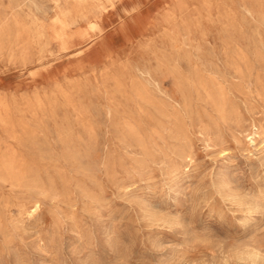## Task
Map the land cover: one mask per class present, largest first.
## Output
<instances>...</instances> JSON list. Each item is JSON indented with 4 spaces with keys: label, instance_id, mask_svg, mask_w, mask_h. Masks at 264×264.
<instances>
[{
    "label": "rangeland",
    "instance_id": "obj_1",
    "mask_svg": "<svg viewBox=\"0 0 264 264\" xmlns=\"http://www.w3.org/2000/svg\"><path fill=\"white\" fill-rule=\"evenodd\" d=\"M91 1L0 0V115L20 134L0 119V141L28 170L0 168V264H253L246 252L264 248V0H185L171 31L156 26L171 0L62 15ZM143 51L147 65H95Z\"/></svg>",
    "mask_w": 264,
    "mask_h": 264
},
{
    "label": "bare ground",
    "instance_id": "obj_2",
    "mask_svg": "<svg viewBox=\"0 0 264 264\" xmlns=\"http://www.w3.org/2000/svg\"><path fill=\"white\" fill-rule=\"evenodd\" d=\"M75 1V0H74ZM79 1H81V2H83V1H85V0H79ZM184 1L185 0H171L169 3H168V5L166 6V8L164 9V11H163V13H162V15L160 16V18H159V20H158V22L156 23V26H158V25H160V24H165L166 26L164 27V28H167L168 30H170L171 31V27H170V25H172V23H171V21H173L172 20V17H174V16H177V14H178V10H179V8H182V5L184 4ZM34 2V1H33ZM87 2V1H86ZM116 2H117V0H109V3H110V6H113L114 4H116ZM126 2H129V1H126ZM159 2V1H158ZM84 4H85V2H83ZM34 4H35V7H36V9H40V7H39V5L36 3V2H34ZM129 4H131V3H129ZM128 4V5H129ZM86 5H88V4H86ZM125 5V4H124ZM132 5V4H131ZM152 5V4H151ZM108 9V6H104V4L103 3H98V2H96V0L94 1H91V2H89V6H83L80 10H78V11H74V9H72V8H67V9H64L63 11H62V15L66 18V19H73L75 16H78V15H80V16H82V17H85L86 19H91V18H95L96 19V17H100L102 14H103V12L105 11V10H107ZM17 12V11H16ZM252 15H254L253 13H252ZM110 16V15H109ZM134 18V17H133ZM175 19V18H174ZM94 24H96V23H94ZM174 24V23H173ZM96 26H98L97 24H96ZM179 26V25H178ZM181 27H183V28H185V29H189L190 31H188V32H190V33H186V36H188V37H190L189 39H180V40H183V42L182 43H191V42H193L194 40L192 39V28H193V24L190 22V21H188V20H185L184 21V23L181 25ZM3 29V24H0V31ZM135 29V28H134ZM164 31H165V29H164ZM166 32V31H165ZM163 33V32H162ZM166 33H168V32H166ZM173 33V32H172ZM144 34V36H143V40H142V47L144 46V47H148L149 46V44H151V45H153L154 44V39H155V34H156V31L154 30H152V28H150V30H145V32L143 33ZM159 35H161V34H159ZM164 35V34H163ZM166 35V34H165ZM23 36V34L22 35H20L19 36V38L20 37H22ZM33 35H30L29 34V36H28V38L30 37V39H24V40H22V43H23V51H25L26 49H28V47H29V45L33 42L32 41V39H31V37H32ZM175 36H177V37H181V35H178V34H175ZM163 37V36H162ZM166 38V37H165ZM164 38V40H163V47H165V46H167V44H168V41L166 40ZM37 41V40H36ZM156 43H158V42H156ZM161 43V42H160ZM197 43V42H196ZM33 44H35V43H33ZM20 45H22V44H20ZM79 46V45H78ZM39 47V46H38ZM154 47V46H153ZM31 48V47H30ZM198 48H199V46H198ZM20 49H21V47H20ZM30 51V50H29ZM145 52L143 51V52H141V53H139V52H136L135 54H133V56H132V58L131 59H129V60H119V58H118V54L117 53H115V52H111V53H107V54H105V56H104V59H103V61L102 62H100V58H99V62L97 63V64H95V65H104V69L101 71V73L103 74L104 73V71L105 70H107V68H108V65H147L146 64V61H145ZM22 55V54H21ZM28 55V54H27ZM20 56V55H19ZM18 56V57H19ZM29 56V55H28ZM18 57H17V59H18ZM24 57H26V56H24ZM31 58V57H30ZM21 59V58H20ZM29 63V62H28ZM79 65H92V64H90V62H88V63H82V64H79ZM94 70L96 69V68H93ZM138 70H139V72L141 73V74H143V75H145V76H147L152 82H154L158 87H161V85H160V82H159V80L157 79V78H155L153 75H152V72L151 71H149L148 69H146V68H144V67H139L138 68ZM75 77V76H74ZM65 78H67V79H69V77H65ZM84 78V77H83ZM76 80H77V77H76ZM68 81H70V80H68ZM79 81V80H78ZM81 81V80H80ZM66 82V81H65ZM77 82V81H76ZM80 84V83H79ZM66 85V84H65ZM71 85V84H70ZM201 85V84H200ZM60 87V86H59ZM65 87V86H64ZM67 89V88H66ZM206 89H207V86H206ZM206 89H204V90H206ZM52 90V89H51ZM61 90V89H60ZM68 90V89H67ZM39 91V90H38ZM37 91V92H38ZM65 92V91H64ZM51 93V92H50ZM58 93V92H57ZM61 93H62V91H61ZM34 94H36V93H34ZM38 94V93H37ZM36 94V95H37ZM53 94H54V92H53ZM52 95V94H51ZM48 96V95H47ZM54 96V95H53ZM56 96V95H55ZM61 96V95H60ZM64 96V95H63ZM62 97V96H61ZM38 98V97H37ZM55 98V97H54ZM65 98V97H64ZM69 98V97H68ZM68 98H67V100H68ZM39 99V98H38ZM37 99V100H38ZM172 101H174V103L172 104V105H174V104H176L177 103V105H181V103H180V101L178 100V99H173L172 98ZM1 102V101H0ZM39 102V101H38ZM3 105H5V104H3L2 102L0 103V106H3ZM112 107H110L109 108V111L110 112H112ZM0 119H1V122H3L4 123V125H5V127L6 126H9L10 125V132H9V135H8V137H12V138H16V139H19V135H16V133H15V131L16 130H14V126H15V123H12L11 121H7L8 120V118L6 119L5 117H3L2 115H0ZM19 121H20V119H19ZM21 122V121H20ZM24 123V122H23ZM9 124V125H8ZM20 124V123H19ZM21 124H22V122H21ZM21 128H23V127H21ZM17 129V128H16ZM83 132H85L87 135H88V137L89 138H92L93 136H94V132L92 131V130H90L89 128H87V127H85V128H83V129H81ZM69 131V134H68V136H67V138H71L72 136H73V134H74V130L73 129H69L68 130ZM82 131H80V132H82ZM135 131V130H134ZM27 133V132H26ZM18 134V133H17ZM24 134V133H23ZM62 134H60V136H61ZM79 137H81V135H78ZM62 137V136H61ZM13 140V139H12ZM15 140V139H14ZM16 142V141H15ZM252 142H253V140H252ZM71 143V142H70ZM1 145H2V142L0 141V168H2V169H4V170H9V171H11V172H13L14 173V175H17V176H25L26 174H27V172H28V170H27V167L24 165V162H23V160L20 158V157H18L17 156V152H16V154H15V152H10V151H8V149H7V147H6V150H4L5 149V147H4V149L2 150V147H1ZM8 147H9V145H8ZM14 148V147H13ZM16 149V148H15ZM13 151H15V150H13ZM16 176V177H17ZM260 177V176H259ZM242 202H243V200H242ZM241 202V203H242ZM247 203H248V201H247ZM244 204V203H243ZM250 209H252V208H255V205L253 204V203H250ZM32 207V208H31ZM30 208H31V212L34 214L37 210H39L38 208L40 207V204H39V202L37 201V202H34L33 203V205L31 206ZM30 213V212H29ZM31 215V214H30ZM35 215V214H34ZM33 216V215H32ZM263 251H264V248H262L261 246H259V245H256V244H253L252 245V247L246 252L247 253V258H249L250 260H251V262L253 263V264H258V263H260L261 261H264V254H263ZM33 254V253H32ZM240 258V257H239ZM241 258H245L246 259V257H241Z\"/></svg>",
    "mask_w": 264,
    "mask_h": 264
}]
</instances>
